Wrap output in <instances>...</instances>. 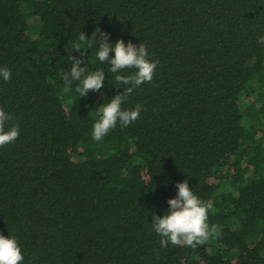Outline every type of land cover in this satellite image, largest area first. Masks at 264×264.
Instances as JSON below:
<instances>
[{"label":"trees","instance_id":"16d2710c","mask_svg":"<svg viewBox=\"0 0 264 264\" xmlns=\"http://www.w3.org/2000/svg\"><path fill=\"white\" fill-rule=\"evenodd\" d=\"M99 30L159 63L122 104L139 118L97 142L101 105L125 90L98 60ZM82 32L81 67L105 71L86 97L62 79ZM261 36L264 0H0V108L20 129L0 147V234L22 264H264ZM185 180L216 232L164 248L152 219Z\"/></svg>","mask_w":264,"mask_h":264},{"label":"clouds","instance_id":"9594fccd","mask_svg":"<svg viewBox=\"0 0 264 264\" xmlns=\"http://www.w3.org/2000/svg\"><path fill=\"white\" fill-rule=\"evenodd\" d=\"M109 33L95 32L91 39L96 40L98 46L97 57L101 63L110 65L109 72L114 74L115 85L119 88L125 86L123 94H117L109 103L100 107V118L95 122L92 130V138L99 142L119 121L121 127H127L135 122L143 106L136 104L134 109L122 110V104L127 97L132 94L135 88L145 82L153 81L158 61L149 60L147 45L142 42L139 45L129 41L127 44L123 39L114 44H110ZM89 38L82 32L77 37V42L71 45L75 52H80L81 57L69 56L73 62L70 71L62 74V79L66 87H71L73 81H78L75 91L81 97H86L90 91H100L104 86L105 71L99 69L93 72H86V67H81L85 63L84 55L88 47ZM257 43L264 45V36L258 38ZM114 52V57L110 53ZM126 69H135L132 74H120ZM11 70L0 68V77L5 81L10 80ZM13 120L10 113H6L0 108V147L14 142L20 135L19 124L14 123L6 129L7 122ZM178 194L176 198L170 199L168 212L161 218L154 215L152 219L153 230L160 235L159 243L167 248L169 242L172 245H187L195 249L198 245H204L216 232L215 226H209L208 213L212 205L200 199L189 187L188 180L177 183ZM24 256L17 239L10 235L6 237L0 234V264H22Z\"/></svg>","mask_w":264,"mask_h":264},{"label":"rangeland","instance_id":"374dc122","mask_svg":"<svg viewBox=\"0 0 264 264\" xmlns=\"http://www.w3.org/2000/svg\"><path fill=\"white\" fill-rule=\"evenodd\" d=\"M24 12H25V15L28 17L29 16L28 15L29 14V10H28V8L26 6H24ZM31 23L34 25V24H36V21H32Z\"/></svg>","mask_w":264,"mask_h":264}]
</instances>
